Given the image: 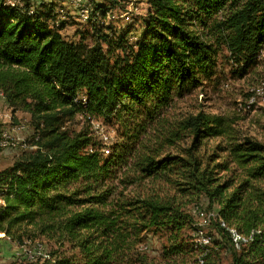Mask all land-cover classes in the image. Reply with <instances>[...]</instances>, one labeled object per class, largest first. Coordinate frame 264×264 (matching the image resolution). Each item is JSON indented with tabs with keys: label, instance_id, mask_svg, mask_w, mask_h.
Listing matches in <instances>:
<instances>
[{
	"label": "trees",
	"instance_id": "obj_1",
	"mask_svg": "<svg viewBox=\"0 0 264 264\" xmlns=\"http://www.w3.org/2000/svg\"><path fill=\"white\" fill-rule=\"evenodd\" d=\"M146 3L134 41L115 43L103 25L89 46L64 38L52 6L0 0V93L13 112L30 114L36 133L35 149L0 171V233L19 247L41 237L68 242L79 256L22 264H264V142L200 110L156 137L158 145L189 141L173 155L148 148L139 121L212 80L220 54L247 71L264 50V0ZM111 8L92 5L101 18ZM78 115L119 125L110 155L89 127H66ZM123 168L170 187L116 198L107 182ZM201 200L215 214L208 244L196 239L189 209ZM159 232L158 256L139 249Z\"/></svg>",
	"mask_w": 264,
	"mask_h": 264
},
{
	"label": "rangeland",
	"instance_id": "obj_2",
	"mask_svg": "<svg viewBox=\"0 0 264 264\" xmlns=\"http://www.w3.org/2000/svg\"><path fill=\"white\" fill-rule=\"evenodd\" d=\"M82 2L87 10H92L88 15H84V17L82 16V8L75 6L72 0H7V3L11 5L12 3L20 6L29 5L33 11H45L48 6H52L57 14L60 25L64 26L61 29L64 38L71 42H83L89 46L93 44L98 35H103V33L98 31V28L103 25H105L104 29L107 28L104 31L105 33H109L108 28H110L112 31L110 33L113 34V41L115 43L120 36L126 37V39L132 42L134 41L133 38L144 29V20L148 9L146 0H82ZM93 4H104L112 8L106 17L95 18L97 12H93ZM87 21H91V23ZM92 24H95V26H92ZM116 37L117 39H115ZM103 45L106 46L105 44ZM263 81L264 50L247 71L239 69L232 59L226 56V53L220 54L217 71L212 80L205 82L202 87L185 94L181 98L175 97L169 105L153 113L154 117H156L154 120H151L150 116H144L139 119V121L147 124V130L150 133V138L142 136L145 140L143 143L148 148L160 146L163 153L170 152L173 155L181 153L183 147L189 144L186 138L180 139L175 144L170 145L166 142L163 145H158L155 144L156 137L159 136L161 131L173 128L180 120L200 110L225 116L234 122L233 126L239 135L249 136L264 142V94L259 95L256 101L249 106L250 98L262 86ZM0 109L3 113V118H0V142L4 133L11 135V137L19 141V144L12 147H2L0 145V171H2L13 166L19 158L35 149L33 143L36 133L31 125L30 114L22 110L13 112L1 98ZM137 122L133 121L132 124L134 125ZM23 125L24 128H22ZM66 127L77 131L82 129V127H89L92 133L98 136V139L105 144V151L122 135L118 124L106 125L95 117L90 122L87 116L85 118L83 115H78L76 119L67 121ZM152 135L153 137H151ZM22 141L25 142V147L22 146ZM217 141L218 139L209 141L208 147L210 150H212ZM106 155H110V152L106 153ZM129 160L136 161V158L131 157ZM126 169L119 170L117 179H110L107 182L117 187L116 198L123 195L127 198L141 196L151 192L156 187H170L163 179H145L139 181L135 173L129 170L126 171ZM132 180L135 182L130 184ZM75 186L79 187L78 184H75L73 187ZM99 190L102 191V188ZM0 200L1 208L4 206V202L1 198ZM189 209L193 213L195 221L198 222L196 226L199 228L196 239L198 238L199 243L206 244L204 241H200L203 237L200 234L202 232L207 237L213 236V229L208 227V224L210 217L215 216V214L207 210L203 200L199 204L191 205ZM37 241L43 242L48 253H52V259L54 260L73 256L79 257L77 250H74L68 242L61 244L44 237L37 239ZM165 241L164 236L160 232L157 234L148 233L146 234L145 241L139 245V249L149 253L151 256H158ZM35 242H28L30 244H28L27 249L32 248ZM18 246L17 243L8 239L5 235H0V264H22L23 262L19 261L21 248Z\"/></svg>",
	"mask_w": 264,
	"mask_h": 264
},
{
	"label": "bare ground",
	"instance_id": "obj_3",
	"mask_svg": "<svg viewBox=\"0 0 264 264\" xmlns=\"http://www.w3.org/2000/svg\"><path fill=\"white\" fill-rule=\"evenodd\" d=\"M74 3V2H73ZM77 3H79V7H81L82 9L81 10H87L84 5H83V2L82 0H77ZM14 5V4H12ZM88 13H85V15H88ZM82 16L84 17V13L82 11ZM99 18V13L97 12L96 15H95V18ZM256 93L253 94V96L250 98L249 100V106L251 104H253L255 101H256V98L261 95V94H264V81L262 82V86L255 91ZM0 98L3 99L5 101V97L2 93H0ZM85 99H83L84 101ZM6 102V101H5ZM3 117V113L0 109V118ZM87 119L90 120V122L94 119L92 117H89L87 116ZM94 122V121H93ZM96 124V123H94ZM97 126V125H96ZM22 128H24V125L22 126ZM105 136V135H103ZM103 138H107V137H103ZM105 140V139H104ZM25 147V146H23ZM106 153H109L110 150L109 149H106L105 151ZM232 232H235V230H231ZM0 235H4V233H0ZM238 238H241L239 235H237ZM244 239V238H242ZM244 240H247V239H244ZM41 244H43V242H40V241H37L34 243V245L32 246V248H37V256H31V250L30 249H27V246L28 244H25L23 246H18L19 248L23 249V256L26 257L24 258V261H36L38 259H40V257L43 258V260H47V261H51L52 263H54V260L51 258L50 254L48 253V251L46 250V247L45 246H41ZM147 248V247H146ZM200 263H203L202 260H200Z\"/></svg>",
	"mask_w": 264,
	"mask_h": 264
},
{
	"label": "built area",
	"instance_id": "obj_4",
	"mask_svg": "<svg viewBox=\"0 0 264 264\" xmlns=\"http://www.w3.org/2000/svg\"><path fill=\"white\" fill-rule=\"evenodd\" d=\"M72 2H74V5L79 7V3H77V0H72ZM13 4V3H12ZM83 11L84 15L85 13H88V12H91L92 10H81ZM3 117H1L2 119ZM16 144H19V141L17 139H14L13 137H11V135H8L6 133H4L1 137V142H0V145L2 147H12V146H16ZM22 146H25V142L22 141ZM104 152H105V149H104ZM202 237V240L200 239V241H204L206 244H208L210 242V237H207L205 236L202 232L200 234ZM41 246H45L44 244H41ZM19 249V248H18ZM31 250V256H37V248H28ZM21 257H20V260L21 261H24V257L23 256V249H21ZM40 259L43 261V258L40 257Z\"/></svg>",
	"mask_w": 264,
	"mask_h": 264
},
{
	"label": "crops",
	"instance_id": "obj_5",
	"mask_svg": "<svg viewBox=\"0 0 264 264\" xmlns=\"http://www.w3.org/2000/svg\"><path fill=\"white\" fill-rule=\"evenodd\" d=\"M79 13V12H78ZM1 201V200H0Z\"/></svg>",
	"mask_w": 264,
	"mask_h": 264
}]
</instances>
